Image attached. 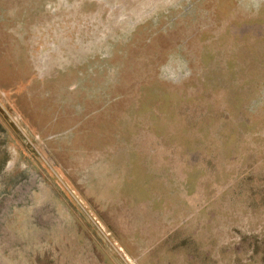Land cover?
I'll return each instance as SVG.
<instances>
[{
    "label": "rangeland",
    "instance_id": "1",
    "mask_svg": "<svg viewBox=\"0 0 264 264\" xmlns=\"http://www.w3.org/2000/svg\"><path fill=\"white\" fill-rule=\"evenodd\" d=\"M0 264H264V0H0Z\"/></svg>",
    "mask_w": 264,
    "mask_h": 264
}]
</instances>
